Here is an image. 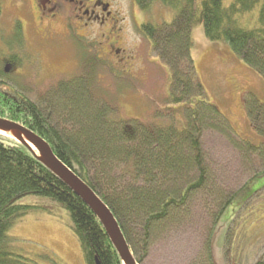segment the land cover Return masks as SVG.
Wrapping results in <instances>:
<instances>
[{"label":"trees","instance_id":"1","mask_svg":"<svg viewBox=\"0 0 264 264\" xmlns=\"http://www.w3.org/2000/svg\"><path fill=\"white\" fill-rule=\"evenodd\" d=\"M134 2L144 13L156 2L174 12L170 23H147L140 27L153 52L171 73L167 101L176 108L167 110L171 111L173 122L165 126L143 124L131 119H115L104 108H92L90 103H97V96L101 94H97L94 55L84 56L81 76L60 81L56 86L65 103L64 109H56V113L69 114L74 110L81 115L76 110L77 105H73L75 99L94 111L93 119L89 120L91 126L94 123L89 136H83L79 120L73 117L79 127L76 134L68 136L58 130L49 119L52 113L49 118L46 114V98L33 102L10 85V89L0 86V119L23 126L49 145L57 159L109 208L136 263L141 264L148 254L156 227L163 222L174 223L175 219H184L187 216L185 206L189 205L192 196L207 186L210 191L203 193L204 200L201 201L206 208H211L215 203L212 199L219 197L211 194L214 187L208 185V169L201 150L203 122L211 114L215 117L212 120L219 122L212 128L229 141L234 151L237 150L244 174L248 177L226 199L225 194L221 195L222 206L214 215L207 241L208 258L213 264L211 239L220 216L239 192L255 178L264 175V102L252 94H244L243 108L258 140L238 135L217 108L202 100L203 89L190 57V32L194 25H201L209 41L225 42L247 67L264 78V0H229L228 4L225 0ZM5 47L7 50L8 45ZM102 67L103 62L97 59V71ZM181 105L186 106L179 108ZM180 109L189 112L185 115V123L174 116ZM61 114H57L59 118ZM26 197L45 199L68 214L84 264H122L94 214L30 150L2 134L0 264H58L53 254L25 251L18 239L9 236V231L21 218L34 209H40L19 205V201ZM42 209L51 214L49 209ZM132 227L138 230L135 236L137 244L132 239ZM231 230L232 227L225 238L227 243ZM254 264H264V257L256 259Z\"/></svg>","mask_w":264,"mask_h":264},{"label":"rangeland","instance_id":"2","mask_svg":"<svg viewBox=\"0 0 264 264\" xmlns=\"http://www.w3.org/2000/svg\"><path fill=\"white\" fill-rule=\"evenodd\" d=\"M228 2L225 0V4ZM134 3V0H116L114 7L121 14L118 18H124L118 24L121 30L114 35L119 37L122 45L118 48L121 51L117 57L108 52L106 56H101L103 67L96 71V87L97 94L104 95L100 94L97 103L90 104L92 108L108 110L115 119L165 126L173 122V115L167 109L176 108L167 101L171 73L153 52L140 27L147 23H170L174 12L156 2L144 13ZM17 15V11L6 7L0 14V79L33 102L46 98V114L49 118L52 113L49 119L58 130L72 136L82 127L83 136H89L90 127L94 126L89 120L93 119L94 111L81 100L75 99L73 104L77 105L76 110L81 115L73 110L69 114L60 112L59 118L57 114L60 113L55 111L64 109L65 104L59 88L56 89L58 82L81 76V62L85 55H93L90 52L92 45L82 54L71 38L61 43L41 42L28 30L20 51L12 37ZM190 38V57L203 89L202 100L217 108L238 135L257 141L258 136L243 108V96L252 94L264 102V78L247 67L225 42L209 41L201 25L192 27ZM4 44L8 45L7 50ZM3 58L16 63L20 58L25 61L21 67L12 68L3 63ZM120 59L123 61L119 62ZM6 69L8 72H5ZM103 98L107 99L104 101L106 104L101 102ZM181 106L179 108L186 105ZM182 110L175 112L174 116L185 123L189 112ZM210 115L203 122L201 150L208 169V185L214 187L211 194L219 197L212 199L215 203L211 208H206L201 201L204 200L203 193L210 191L207 186L192 196L189 205L185 206L187 216L184 219H175L174 223L163 222L156 227L148 254L141 264H210L207 241L214 215L222 206L221 195L225 194L226 199L248 179L237 150L234 151L229 141L212 128L219 122L215 123L212 120L215 117ZM72 117L79 120V127ZM206 202L209 201L206 199ZM18 204L40 208L29 212L9 231V236L18 239L25 251L49 252L58 264H84L80 244L63 209L38 197H26ZM42 208L49 209L51 214ZM231 227L232 235L227 243L225 238ZM137 232V228L132 227L131 235L135 243ZM136 248L139 249L138 245ZM133 251L137 250L133 247ZM211 255L213 264H254L256 259L264 257V175L255 178L239 192L220 216L212 234Z\"/></svg>","mask_w":264,"mask_h":264},{"label":"flooded vegetation","instance_id":"3","mask_svg":"<svg viewBox=\"0 0 264 264\" xmlns=\"http://www.w3.org/2000/svg\"><path fill=\"white\" fill-rule=\"evenodd\" d=\"M114 5L116 0H0V14L5 7L17 11V19L12 28L17 48L24 46L28 30L41 42L61 43L71 38V42L82 54L92 45L90 52L94 55L97 71V59L102 61L101 56H106V52L117 57L121 51L118 48L122 45L119 37L114 35L121 30L118 24L124 18L119 20L118 16L121 14ZM24 49L26 50L25 47ZM24 61L20 58L16 63L3 58V63L12 68L21 67ZM122 61L120 59L119 62ZM125 73L128 74L129 71L126 70ZM1 85L10 89L9 84L7 86L2 79ZM18 94L24 95L21 92Z\"/></svg>","mask_w":264,"mask_h":264},{"label":"water","instance_id":"4","mask_svg":"<svg viewBox=\"0 0 264 264\" xmlns=\"http://www.w3.org/2000/svg\"><path fill=\"white\" fill-rule=\"evenodd\" d=\"M5 72H8L6 69ZM25 146L37 160L58 178L94 214L117 252L122 264H137L119 225L101 199L53 154L49 145L23 126L0 119V134Z\"/></svg>","mask_w":264,"mask_h":264},{"label":"bare ground","instance_id":"5","mask_svg":"<svg viewBox=\"0 0 264 264\" xmlns=\"http://www.w3.org/2000/svg\"><path fill=\"white\" fill-rule=\"evenodd\" d=\"M7 136H12V133L11 132L7 133Z\"/></svg>","mask_w":264,"mask_h":264}]
</instances>
